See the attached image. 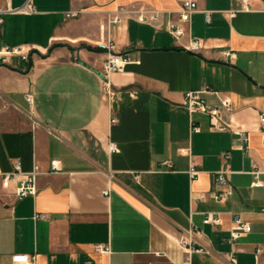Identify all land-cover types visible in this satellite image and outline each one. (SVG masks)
Masks as SVG:
<instances>
[{
    "label": "crops",
    "instance_id": "1",
    "mask_svg": "<svg viewBox=\"0 0 264 264\" xmlns=\"http://www.w3.org/2000/svg\"><path fill=\"white\" fill-rule=\"evenodd\" d=\"M27 1L0 0V8ZM31 2L34 12L4 16L0 49L21 46L31 62L0 63V173L17 160L23 171L39 164L42 173L36 195L0 186V264H17L16 253L36 264H264V185L253 184L254 171L264 182V0H249V9L242 0H199L181 36L168 26L179 20L180 0ZM143 9L160 19L140 22ZM71 11L77 16L67 17ZM192 40L200 52L189 50ZM110 42L130 59L111 76L112 102L102 75ZM226 49L236 58L225 61ZM203 88L223 128L183 104L186 91ZM238 131L248 135L246 153ZM225 152L234 194L217 202ZM53 161L57 172L49 171ZM209 211L222 222L204 223ZM235 215L252 230L231 241ZM191 229L204 252L189 255L182 245Z\"/></svg>",
    "mask_w": 264,
    "mask_h": 264
},
{
    "label": "built area",
    "instance_id": "2",
    "mask_svg": "<svg viewBox=\"0 0 264 264\" xmlns=\"http://www.w3.org/2000/svg\"><path fill=\"white\" fill-rule=\"evenodd\" d=\"M181 1V9L179 10V20L178 22L170 21L168 23L169 30L172 34L176 36H181L185 28L182 23H187L190 21L192 14L199 11V0H180ZM243 8L249 9L250 3L249 0H242ZM130 9L126 7L120 8L119 12L124 13L128 12ZM35 8L32 5L31 0H28L24 5L17 8L7 7V8H0V41L2 38V31H3V24H4V16L7 13L12 12H34ZM138 12V20L140 22H157L160 19V13L154 10H137ZM77 12L71 11L67 13V17H75L77 16ZM206 16L210 18V11L206 12ZM115 22H120L121 17L119 15L115 16ZM108 54L106 58L102 62V75L104 77V84H103V94L104 97L109 101L112 102L116 91L113 88L111 82V76L115 72L123 71L125 65L130 61V59L123 55L122 53L115 52V44L110 42L108 45ZM202 49V43L199 40H192L189 46V50L195 53L200 52ZM11 56H19L22 58L23 61L29 63L31 62V55L26 52L23 47L21 46H4L0 49V63L8 59ZM223 58L225 61H232L236 58V53L232 49H226L223 52ZM208 89L203 88L199 90H188L185 92L183 104L189 110V112L196 113H206L210 116L211 124L213 127L216 128H223L225 125L222 122L220 110L207 103L206 99L203 97V94L207 92ZM27 99L32 102L33 98L32 95L29 94ZM223 105L228 109L231 110V101L229 99H222ZM112 123H117L118 118L116 116L111 117ZM259 122L261 128L264 130V113L259 115ZM238 137L241 142V149L244 153L248 152V135L245 131H238ZM109 150L111 152L117 150V145L114 142H109ZM230 158V152H225L223 154V160L225 165L223 168L218 170L215 173V189L212 192L213 198L217 202L226 201L229 197L234 194V189L231 186L228 176L231 172L227 162ZM169 168L172 167L171 161H167L165 163ZM60 170V166L58 161H53L51 163L50 172H57ZM42 173V170L39 164H35L31 171L25 172L22 169L20 161H16L14 163V167L12 171L0 173V186L3 188H10L12 185H15V193L18 197L23 198L27 196L36 195L38 186H37V177ZM256 175V179L254 181L255 186L264 185V182L259 180L258 178V171H254ZM189 174L192 179L196 178L199 174V170L192 164L189 169ZM137 177H139L137 175ZM104 194H109V189L104 191ZM204 195L199 197V199H204ZM41 218H46V215H38ZM222 219L220 215L216 212H207L204 218V223H211V224H220ZM252 225L239 216H233L232 226L229 230L230 235L229 239L231 241H237L242 236L246 235L247 233L251 232ZM194 229L189 230L186 235L181 238V243L188 249V254L190 255L191 252H204V247H196L195 237H194ZM96 249L100 252L107 253L110 252L109 246L104 245H97ZM261 249H257V256L260 254ZM189 257V256H188ZM13 262L17 264H36V257L34 255H30L27 253H16L12 257Z\"/></svg>",
    "mask_w": 264,
    "mask_h": 264
}]
</instances>
